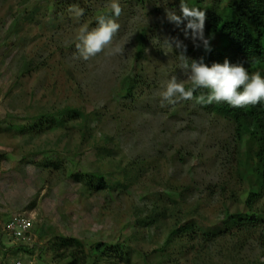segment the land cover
Segmentation results:
<instances>
[{"label":"rangeland","instance_id":"obj_1","mask_svg":"<svg viewBox=\"0 0 264 264\" xmlns=\"http://www.w3.org/2000/svg\"><path fill=\"white\" fill-rule=\"evenodd\" d=\"M202 1L225 9L242 0ZM111 2L0 0V247L23 264H264V183L242 162L256 144L242 147L234 121L195 96L161 106L173 77L192 88L180 50L166 43L178 38L193 59L187 22L166 15L181 14L180 0H118L114 43L124 53L85 61L80 29L95 28ZM208 27L222 54L227 40ZM252 31L254 72L264 76V39ZM70 107L86 117L12 128ZM23 219L16 239L8 227ZM99 243L113 249L106 258Z\"/></svg>","mask_w":264,"mask_h":264},{"label":"clouds","instance_id":"obj_2","mask_svg":"<svg viewBox=\"0 0 264 264\" xmlns=\"http://www.w3.org/2000/svg\"><path fill=\"white\" fill-rule=\"evenodd\" d=\"M110 7L115 18L122 14V7L118 0H112ZM77 17L84 14V10L77 7H70ZM180 15L175 10L166 9L169 22L177 27L185 24V38L192 39L194 46L203 47L205 52H211L210 39L205 37L206 12L198 8H190L180 0ZM120 24L111 17H98L97 26L91 31L87 27L80 29L77 37L79 43L76 50L83 60L88 61L100 53L109 56L122 55L124 48L114 43L119 32ZM199 42V43H197ZM166 43L180 50L178 59L181 61V68L184 70L187 79L191 82L192 88L186 89L183 82H178L175 77L167 82L166 89L161 93L164 106L175 105L180 101L192 100L198 89H207V95L201 94L196 97V102L202 105L213 103H226L232 108L255 107L264 103V76L259 72L249 73L242 63L233 64L228 59L221 63H213L211 66L199 60L190 59L187 55V46L178 38L166 39Z\"/></svg>","mask_w":264,"mask_h":264},{"label":"trees","instance_id":"obj_3","mask_svg":"<svg viewBox=\"0 0 264 264\" xmlns=\"http://www.w3.org/2000/svg\"><path fill=\"white\" fill-rule=\"evenodd\" d=\"M193 1L195 5L191 8H198L206 12V20L209 24L207 31L219 33L221 38L228 42V47L225 48L222 54L215 51L205 52L201 46L195 50L193 59L199 60L203 57L204 62L209 66L213 63L222 64L225 59H228L233 64L242 63L248 69L249 73H255V68L260 63L253 58L256 40L252 27L264 39V0H242L240 3L225 9L212 6L204 7L202 0ZM97 12L101 14L100 17H114L113 13L106 9L97 10ZM207 93V89H198L194 93V96L198 97L201 94L207 95ZM202 106L234 121L236 134L238 139H241L239 142L242 147L247 144V141H253L256 144V151H248L247 157L242 158L243 169L248 171L249 175L258 173L264 183V103L255 107L249 106L246 108H232L226 103H213L212 105ZM83 117H86V115L82 110L70 107L59 111L57 114L54 112L44 114L36 119V121L31 120L27 122L28 124L21 123L17 126H12V128L24 133L28 130V127H31L32 132L35 133L38 130L45 129V127L47 128L50 122L67 124L73 122L74 118ZM252 198L248 202H251ZM139 212H142V210H139ZM157 214L158 210L156 208L149 210V215L145 219L147 224L153 222ZM190 228L186 226L182 230L184 231L185 229V231H188ZM177 234V231H173L168 238L167 244H170L172 239L177 237ZM70 244L66 241L65 245L69 247ZM111 250L113 249L107 243H99L95 247L99 258H106Z\"/></svg>","mask_w":264,"mask_h":264},{"label":"built area","instance_id":"obj_4","mask_svg":"<svg viewBox=\"0 0 264 264\" xmlns=\"http://www.w3.org/2000/svg\"><path fill=\"white\" fill-rule=\"evenodd\" d=\"M28 222L26 219L18 220L17 223H11L8 227V231L10 235H13L16 239H20L22 236H25L26 230L28 228ZM5 255V250L0 247V264H23L21 261L13 260L9 261Z\"/></svg>","mask_w":264,"mask_h":264},{"label":"crops","instance_id":"obj_5","mask_svg":"<svg viewBox=\"0 0 264 264\" xmlns=\"http://www.w3.org/2000/svg\"><path fill=\"white\" fill-rule=\"evenodd\" d=\"M5 250V249H4ZM5 252H6V250H5ZM6 255V254H5ZM7 257H10L9 255H6Z\"/></svg>","mask_w":264,"mask_h":264}]
</instances>
